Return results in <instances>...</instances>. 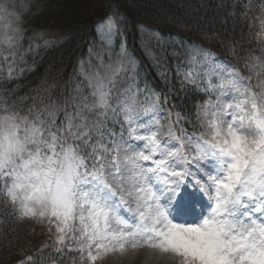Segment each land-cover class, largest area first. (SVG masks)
<instances>
[{"label":"snow or ice","instance_id":"obj_1","mask_svg":"<svg viewBox=\"0 0 264 264\" xmlns=\"http://www.w3.org/2000/svg\"><path fill=\"white\" fill-rule=\"evenodd\" d=\"M100 27L109 37L118 31L111 17ZM13 31L3 37L9 48L19 38ZM106 67L111 75L89 79L90 99L59 123L53 112L45 119L0 100V206L19 220L46 221L57 252L92 262L109 250L147 246L178 264H264V84L254 91L238 73L213 83L208 73L200 91L209 99L196 113L203 131L181 127L177 135L176 124L192 122L176 113L165 140L158 103L139 100L134 77L113 98L105 83L127 69ZM43 254L27 264H42Z\"/></svg>","mask_w":264,"mask_h":264},{"label":"trees","instance_id":"obj_2","mask_svg":"<svg viewBox=\"0 0 264 264\" xmlns=\"http://www.w3.org/2000/svg\"><path fill=\"white\" fill-rule=\"evenodd\" d=\"M263 5L264 0H29L22 13L23 40L27 41L28 31L38 28L61 36L52 37L48 44L34 40L36 52L29 59L12 62L21 69L20 74H10L9 63L3 67L7 60H0L3 64L0 66V100L24 110L30 105L33 94L55 98L61 101L60 111L55 115L57 123L63 121L66 110L71 114L75 106L82 103L75 97L74 86L80 81L73 72L88 51L87 40L94 38L98 21L113 14L120 26L118 38L124 40L125 48L137 61L132 89L138 88L139 96L156 91L163 105L192 122L196 104L207 94L196 84L170 75L163 63L180 61L190 47L201 51L209 48L245 72L242 62L252 46L248 32L254 37L250 26L263 19ZM25 70L28 71L24 74ZM248 81L256 88L252 80ZM166 88L170 90L168 95H164ZM79 95L87 97L85 88ZM190 124L183 122L181 126L186 128ZM22 236L24 232L10 210L0 207V264L10 262L6 253L16 250ZM41 250L37 249V255ZM47 258L43 254L42 264H48ZM52 259L53 264L70 263L63 257Z\"/></svg>","mask_w":264,"mask_h":264},{"label":"rangeland","instance_id":"obj_3","mask_svg":"<svg viewBox=\"0 0 264 264\" xmlns=\"http://www.w3.org/2000/svg\"><path fill=\"white\" fill-rule=\"evenodd\" d=\"M27 1L29 0H0V7H7V12H0V60H7L3 67L9 63L7 68L10 74L14 75L17 73L20 74L21 69L16 68L12 62H17L18 59L25 60L26 57L29 59V57H31L37 49L34 40L40 42V44H48L51 43V40H53L52 37L61 36L54 31H46V29L38 28L31 32L28 31V34H25L27 41L23 40L22 33L25 32V30H23L24 26L22 25V13L26 7ZM262 11L264 13V5L262 6ZM9 13L19 14L20 20L16 21L14 16H9ZM106 17L114 18L118 23L117 18L113 14H109ZM106 17H103L101 20H99L96 24V27L94 26V31L96 34L94 33V38H88V43L86 42L88 44L87 46L89 47L88 51L84 56H82L81 63H79L77 66L78 68L73 72L74 76L76 78L78 77L77 80L81 82H78L76 84L77 86H74L76 91L75 97L78 103L82 102V98L80 97L79 93L81 90H84V88L87 97L90 99L89 94L91 92V87L88 83L89 79L95 81V79L100 76L111 75V72L106 67V65L111 64L119 67L122 64L123 67L127 69V72L121 71L119 76L115 78L111 84L107 82L105 83L106 88L110 87L112 89L111 95L113 98L119 95L120 92L127 87L129 80L134 77L133 74L137 68V61L129 52V50L125 48L124 40L121 37L118 38L120 26L118 25V31L111 37H109L105 30L100 27V22ZM17 28L20 30L18 33V41H14V47L9 48L7 41L3 40V37L7 36L10 31H13ZM250 28L254 29L255 34L253 37V34L248 32V36L251 37L253 44L251 43L252 46H250V49L245 54L246 59L242 62L245 72L240 71L231 60L220 58L211 49L207 48V50L201 51L196 49L197 47H190L187 49L185 48L186 52L184 55L182 54L183 52L180 54L178 53V55L182 54L180 61L170 60L167 61L166 64L163 63L162 66L165 68V71L170 73V75H174L181 81L196 84L198 89L205 86V83L208 79V73H214L211 77L213 83L217 82L218 74L220 73L225 75L238 73L241 77L247 78L242 81L244 84L248 85L250 88H253L248 81L250 79L252 80L253 85L256 87L253 90L259 91L258 85L264 84V16L261 21H257V23L254 22ZM13 34L16 33L13 31ZM228 53H230L229 49ZM234 54L236 53L234 52ZM27 64L29 66V62H27ZM1 65H3L2 62H0V66ZM27 71L25 70L24 74ZM187 73H192L189 79L185 78ZM257 73H259V75H257ZM45 86H47V84H45ZM70 88L71 86L68 89ZM169 93V89H164V95H168ZM35 96H37V98H35ZM35 96L34 94L31 96L29 99L30 105H28L22 111L27 112L29 109H31L32 115H36L38 112H40L43 114V118L45 119L49 118V112H53L54 118L57 121V117H55V115L60 111L59 104L61 101L59 103V101H56L55 98L48 99L46 97V99L42 96H38L37 94ZM208 99L209 94H207V97L201 102L196 104L193 116L194 120L190 124L191 126L186 128L181 126L184 122L183 120H181L179 124L175 125L174 131L177 135L180 134V128L183 127L189 133L199 136L203 129L199 126V124L196 123L197 107ZM139 100L155 101L158 103L161 109L159 114L160 123L158 127L161 129L162 139H168L166 135L168 125L170 122L175 121L176 113L179 112L164 106L161 103L156 91H154L152 94L139 96ZM212 100L215 102V94H212ZM4 106L5 105L0 103V107ZM8 106L11 105L8 104ZM31 106H33V108H31ZM109 123L111 125L107 124V127L111 128L113 125L111 122ZM193 124H196V126L194 127ZM114 127L115 128L113 130L118 133L120 131V126L117 124ZM188 151L192 153L194 150L189 149ZM190 179H194V177ZM121 214L125 217H128L129 219H131L134 215V213L127 211L125 207H121ZM257 216H259V214H257ZM14 219L16 220L21 232H24V237L22 236L21 243L16 245V250L6 253V256L10 259V262L6 264H22V262L25 264V262H27L26 258L37 255V249L40 248L43 249L44 257H48V264H53L52 258L57 257H63L65 260L70 262L69 264H178V258L175 257L174 254L163 253L159 249H152L148 248L147 246L137 247L135 249L129 246L123 250H109L104 252L102 255H99L96 261H88L86 254L82 259L79 252H69L67 249L57 252L56 249L60 248L61 246L55 243V229L53 228L52 232H49V225L46 221L42 224L37 219L33 218L19 220L14 217ZM197 219V216L177 217V220L180 222L185 220L195 222Z\"/></svg>","mask_w":264,"mask_h":264}]
</instances>
